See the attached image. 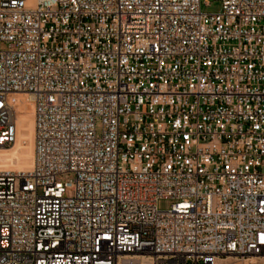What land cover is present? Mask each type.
I'll return each mask as SVG.
<instances>
[{"label":"built area","instance_id":"1","mask_svg":"<svg viewBox=\"0 0 264 264\" xmlns=\"http://www.w3.org/2000/svg\"><path fill=\"white\" fill-rule=\"evenodd\" d=\"M218 1L0 0V264L264 257V0Z\"/></svg>","mask_w":264,"mask_h":264},{"label":"rangeland","instance_id":"2","mask_svg":"<svg viewBox=\"0 0 264 264\" xmlns=\"http://www.w3.org/2000/svg\"><path fill=\"white\" fill-rule=\"evenodd\" d=\"M210 5H202L203 11L215 12L219 9L220 3L218 0H209ZM22 121V122H21ZM26 121V129H22V123ZM18 132L14 144L8 147H0V166L6 168H26L31 165L33 159V129L31 122V113L28 108H23L17 116ZM17 150V151H16ZM12 154V155H10ZM170 204L168 200L159 202L161 209L166 208ZM221 264H264V257L250 258L247 260L226 259L222 260Z\"/></svg>","mask_w":264,"mask_h":264},{"label":"bare ground","instance_id":"3","mask_svg":"<svg viewBox=\"0 0 264 264\" xmlns=\"http://www.w3.org/2000/svg\"><path fill=\"white\" fill-rule=\"evenodd\" d=\"M16 101L18 102V114L22 111L23 108H28L30 113H31V122H32V129H33V134H32L33 135V159H32L31 165L26 167V168L14 169V168H6L5 166H0V170H19V171L20 170H27V169L32 168L33 162H34V118H33L32 103L27 97L22 96V95H17ZM21 125H22L21 128L23 130L26 129V127H27L26 121H23V123ZM17 132H18V123H17ZM10 155H12V154H10ZM0 156L6 157L4 154H0ZM253 258H257V257H253ZM149 261H150L149 258L143 257V256H132V257L127 256L121 264H148Z\"/></svg>","mask_w":264,"mask_h":264}]
</instances>
